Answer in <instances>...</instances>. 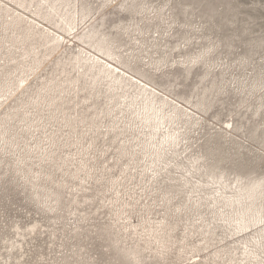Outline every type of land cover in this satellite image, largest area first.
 <instances>
[{"label": "rangeland", "instance_id": "374dc122", "mask_svg": "<svg viewBox=\"0 0 264 264\" xmlns=\"http://www.w3.org/2000/svg\"><path fill=\"white\" fill-rule=\"evenodd\" d=\"M262 53L264 0H0V264H262Z\"/></svg>", "mask_w": 264, "mask_h": 264}, {"label": "bare ground", "instance_id": "6f19581e", "mask_svg": "<svg viewBox=\"0 0 264 264\" xmlns=\"http://www.w3.org/2000/svg\"><path fill=\"white\" fill-rule=\"evenodd\" d=\"M94 63H97L100 65L99 60H97V62H94ZM101 67L103 69H105V73L106 74L108 73L109 76H112L115 74V72H118L117 69L115 67H113L110 63H106L105 65H101ZM116 80H119V79L116 78ZM146 88H147V86L144 85L142 91H143L145 97H147V95H149L146 98V102H147L148 100H150V97H151L150 95H152V94H148L149 91ZM151 106H152V102L145 108V112H147V114L152 111ZM151 116H148V118H147L148 123L153 119ZM172 138L173 137H170L169 139H172ZM166 143H169V141L167 140ZM239 196H240L241 200L243 198H246V200L248 201V203L244 204V205H243V202H241V200H239L237 203L241 206V214H240V218H238L236 221L240 222V223L242 222L243 226L241 227V229H244L246 224L249 223L250 219H252L253 213L256 211L257 212L261 211L258 207L259 206L258 203L264 199V185L262 183H257V184H253V185H246L245 187L243 186V188L240 191ZM227 204L232 205V204H234V202L227 201Z\"/></svg>", "mask_w": 264, "mask_h": 264}, {"label": "snow or ice", "instance_id": "6c2138e0", "mask_svg": "<svg viewBox=\"0 0 264 264\" xmlns=\"http://www.w3.org/2000/svg\"><path fill=\"white\" fill-rule=\"evenodd\" d=\"M166 7V6H165ZM151 11H152V13H153V15H157L160 11H162L163 9H150ZM221 26L223 27L224 26V24H221ZM239 32H240V29L239 28H237V37L241 40V41H243V36H240L239 35ZM235 39L236 38H230V41L232 42V43H234L235 42ZM262 55H264V53H262ZM247 57H244V58H242V62H244V63H247ZM262 71H264V65H262ZM229 127H231V125H229ZM261 226H262V229H264V220H262L261 222ZM36 230V228H35V226L33 227V228H31V229H29V231H35ZM244 230H246V231H250V229H244ZM260 243H261V246L262 247H264V238H262L261 239V241H260ZM262 264H264V261H262Z\"/></svg>", "mask_w": 264, "mask_h": 264}]
</instances>
